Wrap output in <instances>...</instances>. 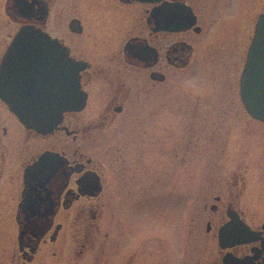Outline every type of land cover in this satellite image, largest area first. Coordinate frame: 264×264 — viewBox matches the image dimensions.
<instances>
[{"label": "flooded vegetation", "instance_id": "af4514ba", "mask_svg": "<svg viewBox=\"0 0 264 264\" xmlns=\"http://www.w3.org/2000/svg\"><path fill=\"white\" fill-rule=\"evenodd\" d=\"M262 12L264 0H0V66L17 32L31 27L54 40L45 47L84 64L86 97L39 132L19 121L0 85V264H224L229 254L264 264V219L247 218L238 171L227 170L215 202L188 205L187 227L178 213L166 259L162 199L149 208L155 190L146 185L104 190V160L86 149L107 146L110 168L127 181L154 170L158 181L170 159L179 164L181 145H196L198 132L207 141L223 115L221 161L257 152L244 141L240 75L246 32L251 40ZM86 174L100 190H85ZM231 216L256 234L222 247L219 231ZM200 220L207 260L196 256Z\"/></svg>", "mask_w": 264, "mask_h": 264}, {"label": "water", "instance_id": "95a60500", "mask_svg": "<svg viewBox=\"0 0 264 264\" xmlns=\"http://www.w3.org/2000/svg\"><path fill=\"white\" fill-rule=\"evenodd\" d=\"M53 43L54 40L43 33L28 26L22 27L6 50L0 66V85L6 90L5 102L22 124L39 132L51 131L60 122L63 111L80 110L86 99L79 82V71L84 64L55 45L45 47V44ZM34 80L36 87L32 88ZM45 83L48 84L47 97L39 94L46 90L42 86ZM240 94L246 111L253 118L264 121V12L257 18L247 49L240 75ZM89 176H83L85 190H100L98 179ZM231 218L232 221L219 231L222 247L254 238L255 231L233 216ZM225 238L232 240L228 242ZM229 255L225 256L224 264H241V259Z\"/></svg>", "mask_w": 264, "mask_h": 264}, {"label": "rangeland", "instance_id": "374dc122", "mask_svg": "<svg viewBox=\"0 0 264 264\" xmlns=\"http://www.w3.org/2000/svg\"><path fill=\"white\" fill-rule=\"evenodd\" d=\"M250 32H246L245 35V46L247 50V44L249 42ZM89 56L96 59L97 55H93L90 52ZM217 115H214V118ZM223 121L213 119V136H206L207 141L201 139L199 141L198 136H205L204 132H198L196 138V145L191 144L190 146L181 145L180 161L179 164L171 162L170 159L165 165L163 179L156 180L155 170L152 175H149L145 179L142 174H137L133 177L130 182V178L120 177L110 168L109 162V149L105 145H99L95 147H87V151L94 157H100L104 160L105 164V187L104 190H124V188L140 187L141 185L149 186L152 191L149 198L145 202L149 208L153 207L156 209L157 201L164 204L163 206V225L165 230V257L167 259L170 251L169 237L177 241V236L169 235V229L175 227V219H177L178 213L180 225L186 222V227L189 225L186 218V208L189 204H196L198 209L202 208L204 202H215L213 195L220 193L223 190V180L226 176L227 170H236L239 173L237 181L239 183L238 189L241 190L240 202L243 210H245L247 218L253 224L256 216L264 219V153L261 152L264 145V121L251 117L245 111L242 118L243 124H245L244 141L246 146H250L252 149L253 144L257 147V152H251V156H244L239 162L235 159H227L225 162L221 161L222 154V140L225 132L218 130L220 122L226 121L227 116H220ZM199 121V118L197 119ZM221 124V123H220ZM217 128V129H216ZM224 133V134H223ZM201 138V137H200ZM194 139V138H193ZM107 144V143H106ZM239 157V156H238ZM165 160H168L165 157ZM169 170V171H168ZM242 177V178H241ZM164 190V191H162ZM163 192L155 195L154 193ZM123 193L118 192L116 196H122ZM107 196V194H106ZM124 197V195H123ZM158 197V198H157ZM108 198V197H107ZM109 202V200H107ZM126 199H118L117 204L125 203ZM119 207V205H116ZM122 208L123 205H120ZM188 209V208H187ZM106 210L107 206H106ZM156 210L154 211V214ZM184 215V216H183ZM155 222V218H153ZM200 228L196 229L195 234V249H197L198 258L201 257L203 260H207L209 257L208 253L204 251V236L203 230L205 227V221L200 220ZM185 227V228H186ZM197 247V248H196ZM182 250L184 248L182 246ZM204 251V252H201ZM195 253V252H194ZM182 258L183 255H181ZM180 258V263H181ZM182 264V263H181ZM187 264V261L185 262Z\"/></svg>", "mask_w": 264, "mask_h": 264}]
</instances>
